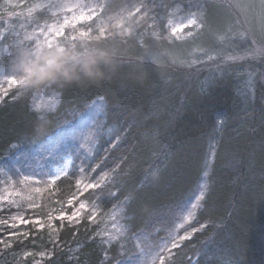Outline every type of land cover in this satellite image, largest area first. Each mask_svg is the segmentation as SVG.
Listing matches in <instances>:
<instances>
[{
	"label": "snow or ice",
	"instance_id": "1",
	"mask_svg": "<svg viewBox=\"0 0 264 264\" xmlns=\"http://www.w3.org/2000/svg\"><path fill=\"white\" fill-rule=\"evenodd\" d=\"M8 7L28 6L25 3L10 4L9 0L0 5L7 18L15 17L19 22L23 12L8 14ZM34 8L43 11L32 16ZM129 8L132 10L115 3L90 4L85 0L74 3L47 0V3L28 8V16L24 19L29 22L18 23V29L17 23L9 25L5 18H0V53H3L0 59V103L13 88L17 89L16 95L11 97L10 102L13 103L26 91L35 90L37 94L46 95L49 89L67 93L76 88L81 94L91 95L93 90L100 92L107 88L114 90L116 97L114 102L110 101L108 91L97 96L79 112L74 111L72 120H63L57 126L55 136L46 130V117L38 115L42 105L30 108L33 115L31 131L24 141L11 142L6 153L0 156V171L6 177L0 180L3 184L0 188V212L12 213L0 219V226H3L0 232L5 228L13 230L7 239H0L5 255L15 246L14 241L30 235L18 231L19 226L31 225L36 232L46 227L49 230L52 247L38 253L41 259L46 257L51 262L60 256L68 257L65 264H92L91 254L74 260L70 248L66 250L59 240L62 231H79L83 227L85 232L94 229L87 245H94V251L99 253L96 264H137L141 256L152 253H155L153 264L157 261L158 264H178L177 252L185 241L192 240L197 232L204 231L213 223L208 219L198 227H192L191 231L185 230L183 235L178 232L170 237L158 235L160 231H170L172 223L185 211L184 220L189 221L198 204L210 212L215 185L200 184L199 181L200 194L195 197L197 203L180 197L171 200L163 215L149 210L155 200H168L172 195L170 185H165L169 190H161L164 173L171 169V177L178 182L186 171L188 158H176L179 136L193 143V154L204 162L201 167L207 161L195 148L196 140L204 137L214 140L217 146L223 143L230 123L239 115L235 105L231 108L225 106L229 82H234V66L239 61L249 63L248 85L253 100L257 89L261 90L260 98L264 100V0H141L138 6L129 5ZM109 10H115L116 15L105 19ZM177 13L183 14L182 19L174 22L171 17ZM52 19L56 22L49 24L48 20ZM114 20L117 23H113ZM148 20L152 23L148 24ZM93 33H97V38L108 39L111 35L130 44L140 53V60L150 77L164 70L169 75L178 74L177 79L189 84L205 72L209 73L200 85V94L193 101L185 104L183 101L187 96L182 98L174 123H183L184 127L179 134L170 133L164 150L155 151L141 143L135 120L134 93L139 88L136 84L123 87L108 82L100 86L74 83L58 86L50 83L33 89L27 87V81L8 74V62L15 52L12 49L30 47L33 42L50 49L60 44H77L92 38ZM9 40L11 43L6 44ZM177 49L183 59L177 58ZM241 51L244 54L238 55ZM53 62L54 58L49 59L50 64ZM239 67L244 70L242 64ZM257 76L259 81L255 79ZM38 78H43V75ZM244 99L248 101L247 96ZM47 107L50 111L54 105L49 103ZM255 111L253 109V113ZM260 118L264 123V110ZM113 119L114 126L109 128L105 137L104 129L113 123ZM25 142L31 145L30 152L23 150ZM62 150L71 154L62 165L47 172L43 164L37 163L34 167L31 163L33 159L45 162L62 159ZM65 180L71 185L66 205L62 198L56 200L55 203L60 205L54 209L58 215L49 213L46 220H42V205L37 202L39 197L34 198L32 194L47 192L51 197L54 189L60 191L58 185ZM66 208L71 209L70 213ZM28 212L34 218H26L25 213ZM141 215L144 221L138 225ZM119 220L125 223L118 224ZM57 221L59 228L56 227ZM101 224L105 227L101 228ZM108 224L111 228L107 227ZM72 235L75 237L77 232H72ZM212 242V237H208L195 255H187L180 264H199L200 257L207 255ZM23 255L27 258L34 253L24 252Z\"/></svg>",
	"mask_w": 264,
	"mask_h": 264
},
{
	"label": "trees",
	"instance_id": "2",
	"mask_svg": "<svg viewBox=\"0 0 264 264\" xmlns=\"http://www.w3.org/2000/svg\"><path fill=\"white\" fill-rule=\"evenodd\" d=\"M34 1L28 0L25 3L28 7L25 8H7L8 14L23 12L24 16L19 22L16 21L15 17L7 18L2 8H0V18L9 21V25L17 23L18 29V23L29 22L24 17L28 16V8L33 7ZM85 2L90 4L97 2L115 3L132 10L129 5L138 6L141 0H85ZM4 3L5 0H0V5ZM16 3H20L19 0L10 4ZM41 11L43 10L40 8H34L32 16H36ZM181 14L177 13V16ZM115 15V10H109L105 14V19ZM124 15L127 16V12ZM41 22L43 23V21ZM55 22V19L48 20L49 24ZM113 23H117V21L114 20ZM147 23L151 24L152 21L148 20ZM28 31L30 32L31 29ZM40 39L43 40V37ZM7 43H11V41L9 40ZM68 46L84 53L83 60L85 63L96 61V66L103 73V78L97 83H93L89 79L90 74L85 75L80 68H77L73 73L77 77L73 82L74 84L100 86L103 82H108L123 87H127L129 84L139 86L134 93L135 120L139 126L137 132L142 145L146 144L155 151H161L168 144L170 133H180L184 125L179 122L174 123V119L183 97L187 96L183 102L188 104L200 94V77L198 80L193 79L189 84H184L182 80L177 79L178 74L169 75L164 70L158 71L155 76L150 77L148 70L140 60V53L132 49L130 44L123 43L119 37L111 35L108 39H104L103 37L97 38V33H93L89 40ZM202 46L206 47L207 44ZM176 53L182 55L179 49L176 50ZM2 58L3 53H0V59ZM162 64L163 61H161V66ZM241 64L243 67H249V63L245 61L238 62L234 66L235 78L234 82H229V91L226 97L228 103L225 105L227 108L235 105V110L239 112V115L230 123L229 132L224 137L223 143L217 146L214 140L204 137L196 140L195 148L207 161L201 167L204 162L193 154V143L185 140L182 135L179 136L180 147L176 148V158L179 160L188 158L186 171L178 182L171 177V169L164 173L161 190H169L165 188V185H170L172 195L168 200H155L153 207L149 210L153 214L163 215L171 200L180 197L190 200L191 203H197L195 197L200 194L197 187L198 181L200 184L215 185L210 212L204 211V206L198 204L191 219L183 221V227L178 233L181 235L185 230L191 231L192 227H198L199 223H204L208 219H211L213 223L204 231L197 232L192 240L185 241L184 246L177 252L178 264L185 260L187 255H195L196 251L201 248L202 242L210 236L213 242L207 255L200 257L199 264H264V123H261L260 118L261 111L264 110V100L260 98V89L256 90L254 100L251 88H247L248 91H243L241 82L243 70L239 67ZM205 74L207 75L208 72ZM229 75L231 76L232 73L230 72ZM257 81L259 80L257 79ZM105 91H108L109 100L114 102L116 99L115 92L107 88L100 92L93 90L91 95L88 93L81 94L76 88L67 93L57 89H49L47 94H55L58 98V104L54 110L45 114L46 130L55 136L58 132L57 126L63 120H72L74 111L79 112L85 105L91 104L97 96L104 95ZM16 92L17 89L13 88L5 101L0 103V156L6 153L11 142L26 139V134L31 131L32 127L33 115L30 108L34 106L35 97L40 95L35 90L26 91L17 98L16 102H10L11 97L16 95ZM245 96L248 97L247 102H245ZM253 109L256 110L255 113H253ZM113 126L114 119L112 124L105 127V137H107L109 128ZM22 148L24 151H31V145L27 142L22 144ZM70 154L67 150H62L60 153L62 159L57 158L54 161L46 162L33 159L31 163L34 167L37 163L43 164L44 171L47 172L54 166L62 164L64 157ZM1 174L3 176L4 172ZM201 176L203 179H199ZM58 187L60 191L56 192L54 189V194L51 197L47 192L38 196L37 202L42 205V220H45L49 213L54 212V209L60 207L59 204L55 203L56 200L62 198L66 205L67 197L71 192V185L65 180ZM185 212L181 216H185ZM28 218H34L33 214L29 212ZM143 221L144 216L141 215L137 224L139 225ZM176 224L177 221L175 220L170 231H160L158 235L160 237L172 236V233H175ZM27 226L28 229L25 227L24 232H30V235L27 238L21 236L19 241H14L15 246L6 255L3 251L0 255V264H9L6 262L12 261L13 256L16 257L17 253L23 252L26 248L33 249L39 245L38 249L45 246L44 248L49 250L52 247L49 243L50 237L47 227L41 232H36L31 225ZM103 226L104 224L100 225L101 228ZM56 227L59 228L58 221ZM92 230L85 232L81 227L79 231L66 229L60 233L61 245L66 250L70 248V255L74 260L77 257H85L91 254L92 264H96L99 253L94 251V245H87ZM74 231L77 232L75 237L72 235ZM154 255L155 253L141 256L137 264H153ZM67 259L68 257L56 256L51 262L45 258L39 264H65Z\"/></svg>",
	"mask_w": 264,
	"mask_h": 264
},
{
	"label": "clouds",
	"instance_id": "3",
	"mask_svg": "<svg viewBox=\"0 0 264 264\" xmlns=\"http://www.w3.org/2000/svg\"><path fill=\"white\" fill-rule=\"evenodd\" d=\"M62 50V51H61ZM84 53L79 52L65 44L54 48L38 46L19 47L8 62V74L18 77L21 81H27V87L38 89L46 84L58 86L71 84L77 79L73 75L80 68L93 83L103 78L102 71L96 66V61L85 63ZM49 63V59H53ZM43 78H38L40 75Z\"/></svg>",
	"mask_w": 264,
	"mask_h": 264
},
{
	"label": "rangeland",
	"instance_id": "4",
	"mask_svg": "<svg viewBox=\"0 0 264 264\" xmlns=\"http://www.w3.org/2000/svg\"><path fill=\"white\" fill-rule=\"evenodd\" d=\"M14 1H17V0H9V3H12V2H14ZM19 2L20 3H27L28 2V0H19ZM67 2H77V0H67ZM257 2H258V0H257ZM42 3H47V0H35L34 2H33V6H35V5H38V4H42ZM5 4V3H4ZM3 4V5H4ZM182 16H183V14H181V15H178L177 16V14H176V17H171L172 19H173V21L174 22H178V21H180L181 19H182ZM7 22H9V21H7ZM238 55H243L244 53H243V51H241L240 53H237ZM176 56H177V58L178 59H183V55H180V54H177L176 53ZM239 62H242V61H239ZM244 62V61H243ZM249 66V65H248ZM246 67V66H245ZM243 67V72L241 73V75H242V86H243V91H246L247 90V88L249 89L250 88V86H248V80H249V72L247 71V69L249 68V67ZM209 76V73L206 75H204V76H201L200 77V79H199V84H201L202 82H204L205 81V79H206V77H208ZM256 80L258 79H260V77L259 76H257L256 78H255ZM0 80H2V78H0ZM241 84V83H240ZM4 86L6 87L7 85H6V82H4ZM242 90V89H241ZM248 91V90H247ZM57 96L55 95V94H53V93H51V94H47V95H45V94H40V95H38V96H36L35 97V99H34V101H33V103H34V105H37V104H39V105H42V107H41V109H40V111H39V115H44L45 116V114L49 111L48 110V105H49V103H51V104H53L54 105V107L50 110V111H52V110H54L55 109V107L57 106V104H58V101H57ZM69 155H67V156H65L64 157V160H63V163L67 160V157H68ZM62 163V164H63ZM62 164H60V165H62ZM60 165H58V166H60ZM54 167H56V166H54ZM54 167H53V169H54ZM70 168H71V166H70ZM1 172V171H0ZM2 173V172H1ZM0 173V180H4L6 177L4 176L5 175V173H4V175L2 176V174ZM33 187H35V185L33 186ZM0 188H3V184H0ZM25 194L26 195H28L29 193H27V192H25ZM33 196H34V198L35 197H38L39 195H41V194H32ZM37 201H38V199H37ZM66 210L70 213V211H71V209H68V208H66ZM15 211V209H13V212ZM195 212H193V214H194ZM12 213H6V212H0V219H4V218H6L7 216H9V215H11ZM52 215H58V212L57 211H54V212H52L51 213ZM185 214L187 215V212H185ZM25 216H26V218H28V216H29V212L28 213H25ZM46 218H47V216H46ZM106 220L108 219V218H105ZM191 219V218H190ZM46 220V219H45ZM176 221H177V224H176V226L174 227V232L175 233H172V236H174L183 226H182V223H183V221H185L184 220V216H181L180 215V217L178 218V219H176ZM123 220H119L117 223L118 224H123ZM179 223V224H178ZM0 227H3V226H0ZM25 227L28 229V226H25V225H20L19 226V229H18V231H20V232H24V230H25ZM105 227V225L103 226V228ZM107 227H109V228H111V224H108L107 225ZM10 231H13L12 229H7V228H5V230L3 231V232H0V239H7L8 238V233L10 232ZM28 233H30V232H28ZM2 234V235H1ZM184 234V232L181 234V235H183ZM45 246H43V247H41L40 249H38L39 248V245L37 246L36 245V248L34 247L33 249H29V248H26L23 252L21 251L20 253H17L16 254V259L15 260H12V261H10V260H8L6 263H9V264H37V262H41V261H43L44 259H41V257L38 255V253L39 252H42V251H44V252H46L48 249L47 248H44ZM43 248V249H42ZM38 249V250H37ZM36 250V251H35ZM4 251V246H3V244H0V255H1V253ZM24 252H31V253H34V255H32V256H29V257H27V258H25L24 257Z\"/></svg>",
	"mask_w": 264,
	"mask_h": 264
}]
</instances>
